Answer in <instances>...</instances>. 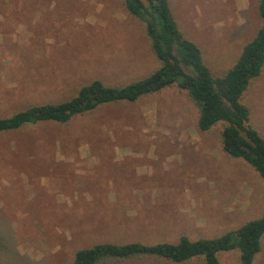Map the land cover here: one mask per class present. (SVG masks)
Here are the masks:
<instances>
[{
  "label": "rangeland",
  "instance_id": "rangeland-1",
  "mask_svg": "<svg viewBox=\"0 0 264 264\" xmlns=\"http://www.w3.org/2000/svg\"><path fill=\"white\" fill-rule=\"evenodd\" d=\"M257 1L169 5L221 73L260 25ZM159 64L123 0H0V116L62 101L93 79L122 85ZM241 101L264 138V65ZM197 117L187 91L172 84L63 123L0 132V264H69L77 249L98 242L215 237L259 217L263 179L223 150L220 123L201 131ZM140 139L155 146L127 148L137 154L130 159L108 158L113 148L102 146ZM125 187L156 194L119 195ZM217 256L220 264H241L238 249ZM117 264L203 263L142 257ZM252 264H264V234Z\"/></svg>",
  "mask_w": 264,
  "mask_h": 264
},
{
  "label": "trees",
  "instance_id": "trees-1",
  "mask_svg": "<svg viewBox=\"0 0 264 264\" xmlns=\"http://www.w3.org/2000/svg\"><path fill=\"white\" fill-rule=\"evenodd\" d=\"M123 1L126 11L143 23L159 66L122 85H109L93 79L62 101L31 104L10 115L0 116V132L45 121L63 123L101 104L135 101L176 84L186 90L197 105L198 129L207 131L220 123L223 150L232 157L245 160L264 181V138L250 124L249 109L241 101L248 84L260 74L264 65V0L257 1L260 25L256 32L242 45L235 62L221 73L210 69L200 46L185 35L169 0ZM263 234L264 212L236 230L215 237L191 239L181 234L176 242L94 243L77 249L69 264H117L142 257L169 262L198 258L203 264H220L218 252L233 249H238L241 264H252L261 249Z\"/></svg>",
  "mask_w": 264,
  "mask_h": 264
},
{
  "label": "crops",
  "instance_id": "crops-1",
  "mask_svg": "<svg viewBox=\"0 0 264 264\" xmlns=\"http://www.w3.org/2000/svg\"><path fill=\"white\" fill-rule=\"evenodd\" d=\"M169 142H174L173 140H166ZM105 143H108L106 147L113 148L112 154L108 158H120V159H130L133 158L134 156H137V154L130 153V151H127L126 149L129 147H137V146H155L156 141L153 139H140V140H109L106 141ZM132 156V157H128ZM155 192H150V191H143L141 189H132L129 187L127 189L126 187L123 188V190L119 193V195H155Z\"/></svg>",
  "mask_w": 264,
  "mask_h": 264
}]
</instances>
